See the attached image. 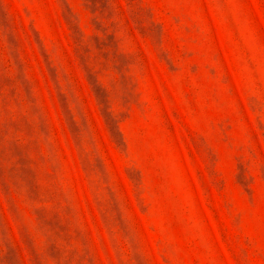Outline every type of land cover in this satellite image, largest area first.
<instances>
[{
  "label": "rangeland",
  "instance_id": "1",
  "mask_svg": "<svg viewBox=\"0 0 264 264\" xmlns=\"http://www.w3.org/2000/svg\"><path fill=\"white\" fill-rule=\"evenodd\" d=\"M0 264H264V0H0Z\"/></svg>",
  "mask_w": 264,
  "mask_h": 264
}]
</instances>
